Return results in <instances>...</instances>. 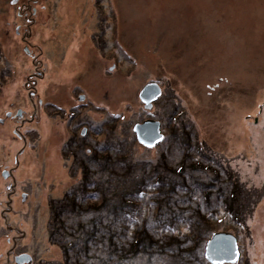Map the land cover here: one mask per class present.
Here are the masks:
<instances>
[{
    "label": "rangeland",
    "instance_id": "rangeland-1",
    "mask_svg": "<svg viewBox=\"0 0 264 264\" xmlns=\"http://www.w3.org/2000/svg\"><path fill=\"white\" fill-rule=\"evenodd\" d=\"M23 3L32 19L25 27ZM0 55L12 68L4 72L0 61V264L24 254L25 264H194L160 249L134 258L106 246L65 253L78 235L60 239L53 220V203L86 172L100 183L87 194L99 187L97 203H120L142 162L176 164L180 123L193 154L224 163L244 202L260 201L235 264H264V0H0ZM149 84L161 95L144 107L138 94ZM146 120L163 135L151 149L133 132ZM112 220V232L123 227Z\"/></svg>",
    "mask_w": 264,
    "mask_h": 264
},
{
    "label": "trees",
    "instance_id": "trees-1",
    "mask_svg": "<svg viewBox=\"0 0 264 264\" xmlns=\"http://www.w3.org/2000/svg\"><path fill=\"white\" fill-rule=\"evenodd\" d=\"M110 120L112 125H116L114 123L120 119L114 116ZM179 125L182 126L181 123ZM179 125L174 127L172 135L179 140L184 137L180 141L184 153L182 159L175 164L160 156L157 161L148 159L142 162L144 171L137 178L138 183L133 179L131 189L122 194L120 203L105 197L97 203L99 187L95 195L92 192L87 194L88 187L100 184L89 181L91 172L82 176L76 189L72 188L59 202L53 203V220L58 237L65 239L66 236L78 235L75 241L64 242L63 252L66 253L65 249H80V246L83 250L106 246V249H128L127 254L134 258L141 253L150 256L152 251L159 252L160 249L163 253L175 255V259L209 264L204 249L215 233L230 232L239 244L243 237H250L249 218L260 201L247 199L245 203L244 190L236 184L226 165L202 151L196 150L193 154L190 150L193 149L191 137ZM121 151L119 146L116 152ZM105 159L110 161L109 154ZM120 161L122 164L125 159ZM89 198L94 201H88ZM141 199L152 213L147 217L138 212L137 204L141 203ZM69 213L78 216L82 222L75 223L76 227L69 225L70 221L66 218ZM109 216L112 221L122 219L123 227L112 232V226H107ZM129 224L135 229L133 235L127 238L125 226ZM180 227L185 230L184 233ZM83 234L78 246L77 239Z\"/></svg>",
    "mask_w": 264,
    "mask_h": 264
},
{
    "label": "water",
    "instance_id": "water-1",
    "mask_svg": "<svg viewBox=\"0 0 264 264\" xmlns=\"http://www.w3.org/2000/svg\"><path fill=\"white\" fill-rule=\"evenodd\" d=\"M161 95L160 88L155 84H149L138 94L144 107H151ZM137 142L151 149L163 140L160 134L159 122L146 120L133 128ZM6 178V173H3ZM240 253L237 239L230 233H217L211 237L205 247V259L209 264H234L239 260ZM31 261L28 255H21L15 259L16 264H25Z\"/></svg>",
    "mask_w": 264,
    "mask_h": 264
},
{
    "label": "flooded vegetation",
    "instance_id": "flooded-vegetation-1",
    "mask_svg": "<svg viewBox=\"0 0 264 264\" xmlns=\"http://www.w3.org/2000/svg\"><path fill=\"white\" fill-rule=\"evenodd\" d=\"M20 8H21V10H22V12H20L19 13V16L22 18L21 19V21H22V25L24 26V18L26 17L27 18V21H32V19L26 14V11H27V9H28V5L27 4H22V5H20L19 6ZM29 25H30V23H28ZM25 27V26H24ZM2 60V61H1ZM0 61L2 62V64H3V71L5 72V70H6V68H7V71H8V69L9 70H11L12 71V68H10L9 66H8V64L6 63V62H8L6 59H3V57H1V55H0ZM35 64V63H34ZM6 67V68H5ZM3 74V72L1 73V71H0V77H1V75ZM7 117L8 118H13L14 116L12 115V113H10V112H8L7 114Z\"/></svg>",
    "mask_w": 264,
    "mask_h": 264
},
{
    "label": "bare ground",
    "instance_id": "bare-ground-1",
    "mask_svg": "<svg viewBox=\"0 0 264 264\" xmlns=\"http://www.w3.org/2000/svg\"><path fill=\"white\" fill-rule=\"evenodd\" d=\"M66 56H68V55H66ZM69 58V57H68ZM67 58V59H68ZM152 106V105H151ZM46 133H47V135L49 134L48 133V131H47V129H46ZM50 148H51V144L49 145V147H47V150L49 151L50 150ZM52 160H50V162H51ZM32 164H33V162H32ZM52 164V166H53V163H51ZM27 167V166H26ZM55 168H58V166H55ZM25 174H27L28 172H29V168L27 169V170H25Z\"/></svg>",
    "mask_w": 264,
    "mask_h": 264
}]
</instances>
